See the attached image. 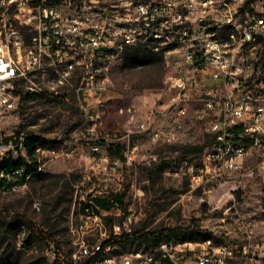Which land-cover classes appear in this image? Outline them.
<instances>
[{
    "label": "built area",
    "instance_id": "1",
    "mask_svg": "<svg viewBox=\"0 0 264 264\" xmlns=\"http://www.w3.org/2000/svg\"><path fill=\"white\" fill-rule=\"evenodd\" d=\"M257 44L262 54L253 51ZM144 46L160 52L171 70L166 106L158 121H141L119 138H103L111 64L125 49ZM25 94L74 97L81 121L71 131L73 142L89 147L92 187L84 212L98 235L77 239L70 257L49 242L48 258L69 264H175L185 251L194 264H264V210H236L235 238L230 230L214 231L185 250L180 247L186 243L160 242L156 253L137 252L133 262L102 245L122 230L113 224L108 231L104 218L114 209L102 210L93 201L102 198L119 207L113 199L122 191L117 176L134 161L136 136L174 141L190 120L206 124L212 141L199 164L182 159L175 174L188 176L195 187L264 180V0H0V107L17 108ZM111 142L121 156L109 155ZM24 143L21 133L18 148L25 149ZM76 146L68 145L62 154L72 155ZM43 151L41 140L34 154L37 169ZM20 172L17 168L13 175Z\"/></svg>",
    "mask_w": 264,
    "mask_h": 264
},
{
    "label": "rangeland",
    "instance_id": "2",
    "mask_svg": "<svg viewBox=\"0 0 264 264\" xmlns=\"http://www.w3.org/2000/svg\"><path fill=\"white\" fill-rule=\"evenodd\" d=\"M218 36L224 37V32L219 31ZM253 51L262 54V44L255 45ZM170 74L160 52L148 46L125 49L109 71L110 98L102 118V137L119 138L134 131L141 121H158L168 99L165 80ZM196 107L194 103L189 108L190 115ZM80 121L78 104L72 96L66 100L25 94L17 108L0 107V140L20 132L43 140L44 149L43 165L36 171L43 175L34 173L25 185L0 189V214L6 221L14 222L5 244L10 257L3 260L0 251V264H54L46 255L48 242L70 257L78 249L77 239L98 235L94 223L86 220L81 210L90 200L92 184L87 181L91 173L86 158L88 144L82 141L76 146L71 135ZM205 126L190 120L174 141H154L147 135L135 137L138 148L134 161L119 170L116 181L122 188V204L117 209L112 205L113 214L104 218L105 226L108 231L113 224H119L122 232L128 228L131 232H163L165 236L149 245L138 240L116 245L113 256L135 262V253H156L160 242L171 246L186 243L180 247L184 250L196 248V243L214 231L230 230L235 238V211H256L259 197L264 204V180L260 176L242 184L207 181L195 187L190 186L188 176L174 173L182 159L197 165L208 152L212 137ZM68 145L76 146L70 156L62 154ZM200 146L201 150H188ZM4 154L11 158L26 156L25 149L16 148L12 141L0 142V158ZM110 156H121V148L115 147ZM145 158L149 164L144 163ZM17 214L31 221L46 237L24 223H15ZM169 229L172 231L167 232Z\"/></svg>",
    "mask_w": 264,
    "mask_h": 264
},
{
    "label": "trees",
    "instance_id": "3",
    "mask_svg": "<svg viewBox=\"0 0 264 264\" xmlns=\"http://www.w3.org/2000/svg\"><path fill=\"white\" fill-rule=\"evenodd\" d=\"M136 47H130L128 49H134ZM139 50V49H138ZM31 95V94H28ZM20 132H15L14 136H8L5 138H2L0 140V142H5L7 143L8 141H12L15 146L18 144L19 142V137H20ZM41 140L37 137H33V136H27L25 135V153H26V157L30 160H33L31 163H28L25 160V157L23 156H18L17 158H11L9 156V154H4L1 158H0V174H2V176H0V189H5L6 187H9L10 189H12V185H16L18 186H22L28 183L29 181V177L31 174H36V176H41L43 174L38 173L36 171H38L37 167L35 166V162H34V154H35V147L38 143H40ZM117 147V145H109L107 147V152L110 154L113 153V149ZM193 149H202V146L200 147H190L188 150H193ZM19 168L21 170L19 175H13V171L15 169ZM10 178H16L14 181H12ZM122 196L123 193H118L114 196V200L116 202H118L119 204H122ZM93 201L98 203L99 205L103 206L105 208V210L110 211L113 210L112 208V203H110L109 201L102 199V198H93ZM84 207L81 209L82 211H84ZM108 220H110V218H107ZM17 222H21L24 223L26 225H28L29 227H31L34 231H37V233L39 234V236H43L44 238L46 237L45 233L42 231L37 230L33 223L31 221H29L28 219L24 218L23 216L20 215H15V223ZM14 228V222L11 221H6L0 214V251L1 254L3 255V260L4 259H9L10 254H7V248L5 247V244L8 241V233L11 229ZM167 232H171L172 230H166ZM164 233L163 232H156V231H149V232H141L140 230L138 231H134V232H122L119 235H113L110 234V236L105 239L102 242V245H110L111 246V254H112V248L116 245H125V244H132L133 242H135L136 240H138L139 242H143L146 244H150L152 241H156L159 242L161 239L164 238ZM49 243V242H48ZM54 248L56 250L59 251L58 247L56 245H53ZM100 255V253L92 256L90 259H96L98 256ZM54 264H69L67 262H64L60 259H55L53 260Z\"/></svg>",
    "mask_w": 264,
    "mask_h": 264
},
{
    "label": "crops",
    "instance_id": "4",
    "mask_svg": "<svg viewBox=\"0 0 264 264\" xmlns=\"http://www.w3.org/2000/svg\"><path fill=\"white\" fill-rule=\"evenodd\" d=\"M255 209L264 210V204L262 203V199L260 197H259L257 205L255 206ZM185 256L187 258H185ZM188 262H191L192 264H194V262H192V260L185 254L181 258H177L175 261V264H187Z\"/></svg>",
    "mask_w": 264,
    "mask_h": 264
},
{
    "label": "water",
    "instance_id": "5",
    "mask_svg": "<svg viewBox=\"0 0 264 264\" xmlns=\"http://www.w3.org/2000/svg\"><path fill=\"white\" fill-rule=\"evenodd\" d=\"M110 145H113V142H111ZM15 147L18 148V144Z\"/></svg>",
    "mask_w": 264,
    "mask_h": 264
}]
</instances>
